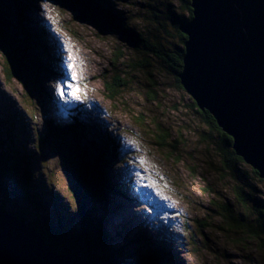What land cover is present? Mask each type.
<instances>
[{"label": "rangeland", "instance_id": "374dc122", "mask_svg": "<svg viewBox=\"0 0 264 264\" xmlns=\"http://www.w3.org/2000/svg\"><path fill=\"white\" fill-rule=\"evenodd\" d=\"M91 1L105 11L110 8L115 21H130L151 37L157 22H163L167 0ZM179 5L174 3L176 9ZM20 23L30 35L46 30L36 43L47 50L40 47L30 55H42L41 65L54 72L37 79L29 72L30 81L19 72L24 85L7 77L0 53V140L12 147L10 137L13 148L30 158L19 177L9 170L0 174V186L5 190L7 184L9 197L20 191L16 182L28 171L31 192H38L33 194H39L43 205L31 210L33 219L50 224L60 213L63 227L76 232L82 220L79 207L87 213L91 206L97 208L92 224L104 221L120 261H160L157 251L163 249L176 264H264V241L229 226L217 214L218 205L227 203L243 223L255 226L258 221L251 207L238 205L235 182L207 141L215 135L196 114L194 100L157 57L135 51L121 39L122 33L107 26L100 30L79 9L58 0H0V25L24 44ZM117 56L121 60L113 62ZM61 63L67 73L58 71ZM116 78L126 79L128 86L112 98L107 86ZM75 89L79 92L72 95ZM46 118L75 131L67 139L56 136ZM160 127L169 131L172 146L159 145ZM113 144L116 157L107 152ZM99 160L121 192L88 204L85 182ZM258 189L264 209V182H258ZM127 239L132 247L120 254Z\"/></svg>", "mask_w": 264, "mask_h": 264}, {"label": "trees", "instance_id": "16d2710c", "mask_svg": "<svg viewBox=\"0 0 264 264\" xmlns=\"http://www.w3.org/2000/svg\"><path fill=\"white\" fill-rule=\"evenodd\" d=\"M58 1L62 2V5L66 8L79 9L81 11V17L86 20L91 19L93 24L100 30H102L103 26H107L109 29L112 28L122 33V37H119H121L127 45L133 47L135 51L142 50L152 57H157V59L162 62L163 68L172 76H175L177 82L181 84L179 76L184 69V57L186 54L185 45L188 39L187 36L181 32V26L193 18L191 0H167L165 3L166 9L163 22H157V31L151 37L150 35L145 37L143 32L137 30L134 25L131 27L130 21H125L122 24L115 21V17L111 15L110 8H108L109 10L107 11L100 9L91 0ZM175 2L180 4L177 9L174 6ZM24 11H26V7ZM20 12L19 18L23 21V11ZM168 26L171 29H169ZM22 27L20 23L18 30L20 33L23 32L25 34V36L22 34L25 41L24 44L19 39L7 36L5 27L0 25V53L3 54L6 61L7 68H5V72L7 77L10 79H18L26 85L24 81H26V79L30 81L29 72L35 75L37 79V77L39 78L44 72L49 74L53 73L54 70L53 68L49 69L41 65L42 55H30L31 50L38 52L40 47L47 50L45 46L36 43V38L38 39L42 36V33L45 34L46 30L43 28L37 29L36 35L34 36L30 35L31 31H25ZM38 40H40V38ZM28 49L30 51H28ZM145 58L147 59L149 57L146 56ZM116 59L117 60L113 62L118 63V60H121L118 56ZM113 64L114 68L117 69L116 64ZM132 66L133 65L130 67ZM149 66L148 64H144L143 67L147 68ZM19 72L23 73L26 79L20 77ZM125 82L126 79L122 81L120 78H116L113 83L111 81V83L108 84L107 88L111 91L112 98L118 96L120 92L128 86L127 82ZM192 107L201 121L204 122L215 135V139L209 137L207 141L212 144L215 152L220 158L223 172L227 173L229 175L227 176L235 182V194L239 203L238 205L251 207V210L258 215V221L255 226L249 225V223H243L242 219H238V217L234 216L233 210L227 203L218 205V211L216 209L217 214L229 221V226H236L245 233H250L256 240L261 241L262 239L264 241V209L262 208V202L258 199L257 194L259 192L258 182H264V180L260 178V174L256 170L248 166L244 159L235 153L233 138L219 127L216 119L208 111H202L195 101L192 102ZM75 109L82 111L79 106ZM71 118L73 121H76L78 115L74 114ZM46 120L48 121L50 131L56 136L60 135L63 139L71 137L70 135L75 131L72 126H64L59 122H54L52 118H46ZM75 129L79 131L80 127ZM7 138L12 147L8 146L6 141L0 140V174H4L9 170L10 173L12 172L15 176L19 177L20 167L25 170L30 158L24 154L22 155L20 150L13 148L15 145L11 141V138ZM169 138V131L165 128H161L160 134L157 137L159 145L172 146L174 143H170ZM114 146V144L110 145L107 149L108 154L112 157L117 156V145L116 149ZM102 155V159L105 161L107 156L104 154ZM18 181L19 182L16 183L20 191H11L14 193L11 197L5 193L8 188L7 184H4L5 190L0 186V195L4 194L3 201L0 202V208L26 223L30 229L36 232L43 241L48 244L50 249L58 253V255L68 256L80 261L82 264H176L168 255L169 253L163 249L157 251L160 261H141V259L133 262L120 261L121 259H118L116 251L112 250V241H110L111 236L104 228V221L98 219V226L92 224L94 222L93 214H95L97 210V208H93L92 206L90 207L89 213H87L86 208L84 209V206L79 207L82 220L76 232L71 231V229L66 230V227H63L60 213H57L56 218H54L56 225L54 224V220H52L50 224H47L44 223L43 220L38 221L37 219H33L30 216L31 210H38L39 207L42 208V201L36 198L39 197V194H33L38 192H31V190L34 189L31 186L30 173L28 171H26ZM109 192L118 196L121 190L114 186L112 178L109 177V169L99 160L91 167L88 180L85 182L84 195L88 204H93L94 201L96 203L99 200L107 201L110 196ZM11 199L14 200L12 202L14 208L8 204ZM28 205L30 208H28ZM78 244H80L81 247H79ZM131 244H133V241L127 239V244H125L126 247H121L122 251L119 250L118 252L122 254L123 251L125 252L126 248L132 247ZM68 245L69 248H67ZM262 247L264 248V246ZM104 250L105 254L100 255L99 251ZM0 264L6 263L0 261Z\"/></svg>", "mask_w": 264, "mask_h": 264}, {"label": "water", "instance_id": "95a60500", "mask_svg": "<svg viewBox=\"0 0 264 264\" xmlns=\"http://www.w3.org/2000/svg\"><path fill=\"white\" fill-rule=\"evenodd\" d=\"M182 87L234 140L264 180V0H191ZM53 252L26 223L0 208V261L82 264Z\"/></svg>", "mask_w": 264, "mask_h": 264}, {"label": "bare ground", "instance_id": "6f19581e", "mask_svg": "<svg viewBox=\"0 0 264 264\" xmlns=\"http://www.w3.org/2000/svg\"><path fill=\"white\" fill-rule=\"evenodd\" d=\"M58 57V56H57ZM59 67H60V70H58L60 73H64V72H66V69H65V67L64 66H62V63H61V65H59ZM67 73V72H66ZM67 75V74H66ZM68 76V75H67ZM126 83V82H125ZM225 134V133H224ZM221 137V136H220ZM236 153V152H235ZM247 176V175H246ZM27 218H28V216H27ZM263 248V247H262Z\"/></svg>", "mask_w": 264, "mask_h": 264}, {"label": "snow or ice", "instance_id": "6c2138e0", "mask_svg": "<svg viewBox=\"0 0 264 264\" xmlns=\"http://www.w3.org/2000/svg\"><path fill=\"white\" fill-rule=\"evenodd\" d=\"M78 92H79V89H75V90L73 91L72 95H77ZM141 163L143 164L144 161H141ZM152 186H154V185H152Z\"/></svg>", "mask_w": 264, "mask_h": 264}]
</instances>
